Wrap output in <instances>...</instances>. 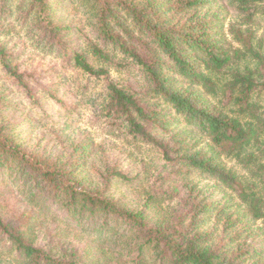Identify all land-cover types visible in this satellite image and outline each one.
<instances>
[{"label": "trees", "instance_id": "obj_1", "mask_svg": "<svg viewBox=\"0 0 264 264\" xmlns=\"http://www.w3.org/2000/svg\"><path fill=\"white\" fill-rule=\"evenodd\" d=\"M0 264H264V0H0Z\"/></svg>", "mask_w": 264, "mask_h": 264}, {"label": "rangeland", "instance_id": "obj_2", "mask_svg": "<svg viewBox=\"0 0 264 264\" xmlns=\"http://www.w3.org/2000/svg\"><path fill=\"white\" fill-rule=\"evenodd\" d=\"M19 37V50L24 51L25 60H27L28 63H31L35 68L46 69L47 66L57 62L53 58H49L48 56H44L43 54H38L35 52L34 48H31L30 43L24 40L21 33L19 34ZM67 74H71L73 76L72 78L68 77L67 82H65V88L69 91L67 101L68 103L73 102L81 105V107L75 113V115H78L77 118L79 122L76 123L77 125H75L73 130H76L79 135L83 136H87L88 133L92 134V136L95 138V141L97 142L101 134L97 128H94L97 125H93V128L90 126V121L96 124L93 116H97L98 113L96 109L94 110L92 106H90V100H97V98L100 97L103 86L99 81H90L86 78L80 77L81 75L79 76L78 72ZM74 77L76 78V81L75 79L73 80ZM112 77H114L116 81L120 79L124 82H127L130 80V78H134L135 75L131 74L128 76L124 73L113 74ZM85 85L87 86L86 89L84 87ZM195 88L201 92L200 87ZM46 109H49V114L52 115V118L56 120V122H66L69 120V118H71L66 112H64V110H61L58 105L54 104L53 101H49V105ZM78 134L76 135L78 136ZM142 152L143 150H141V153L139 152V155H142ZM145 155L146 153L143 154L145 159L149 158ZM195 183L197 184L196 190H201V195H206L209 202L221 201L222 193L214 189L212 182L207 180H195Z\"/></svg>", "mask_w": 264, "mask_h": 264}]
</instances>
